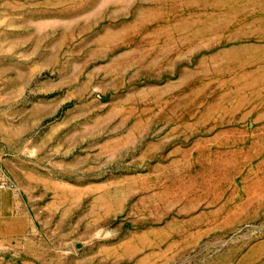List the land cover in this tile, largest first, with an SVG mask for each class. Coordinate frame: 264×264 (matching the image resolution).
<instances>
[{"label":"rangeland","instance_id":"rangeland-1","mask_svg":"<svg viewBox=\"0 0 264 264\" xmlns=\"http://www.w3.org/2000/svg\"><path fill=\"white\" fill-rule=\"evenodd\" d=\"M0 264H264V0H0Z\"/></svg>","mask_w":264,"mask_h":264}]
</instances>
